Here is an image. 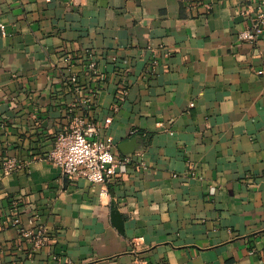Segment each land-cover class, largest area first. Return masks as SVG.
I'll use <instances>...</instances> for the list:
<instances>
[{"label": "crops", "instance_id": "1", "mask_svg": "<svg viewBox=\"0 0 264 264\" xmlns=\"http://www.w3.org/2000/svg\"><path fill=\"white\" fill-rule=\"evenodd\" d=\"M262 10L0 0V157L21 162L0 167V264H264V33L239 37ZM92 60L104 80L88 76ZM75 114L113 117L126 164L112 180L71 179L48 160Z\"/></svg>", "mask_w": 264, "mask_h": 264}, {"label": "built area", "instance_id": "2", "mask_svg": "<svg viewBox=\"0 0 264 264\" xmlns=\"http://www.w3.org/2000/svg\"><path fill=\"white\" fill-rule=\"evenodd\" d=\"M49 1V0H48ZM264 33V10L258 12L257 20L251 30L242 31L239 37L242 40L255 41ZM69 58H72L71 56ZM88 76L104 80V75L99 71L97 61L92 60L88 65ZM72 83L79 86L77 77L73 76ZM120 97L127 93L125 84L119 88ZM98 87H92L86 101L93 102ZM113 117L109 116L102 123L87 119L84 115L75 114L71 117L70 123L65 130L60 131L54 140L52 149L48 152L49 161L57 164L71 179L84 177L91 183H106L125 169L126 160L115 155V142L113 137L106 132V128L112 122ZM0 167L6 174L12 173L21 167L17 158H1ZM120 169V170H119ZM14 222H18L15 220ZM26 237L33 236L30 230H21ZM47 229H40L34 238L37 246L47 240ZM143 237H135L133 245L135 249L141 245ZM134 264H148L147 261L136 259Z\"/></svg>", "mask_w": 264, "mask_h": 264}, {"label": "water", "instance_id": "3", "mask_svg": "<svg viewBox=\"0 0 264 264\" xmlns=\"http://www.w3.org/2000/svg\"><path fill=\"white\" fill-rule=\"evenodd\" d=\"M113 215L115 216V218H119L120 219V223L118 224V227H119V229H122V224H123L122 220L123 219H122L121 215L118 213L117 210H114Z\"/></svg>", "mask_w": 264, "mask_h": 264}]
</instances>
